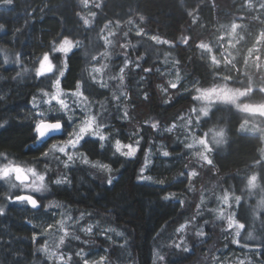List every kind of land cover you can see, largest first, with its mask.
<instances>
[{
	"label": "clouds",
	"instance_id": "clouds-1",
	"mask_svg": "<svg viewBox=\"0 0 264 264\" xmlns=\"http://www.w3.org/2000/svg\"><path fill=\"white\" fill-rule=\"evenodd\" d=\"M21 3L0 21V264H264V0H241L219 52L195 40L206 80L175 51L192 36L141 10ZM239 136L252 152L225 169Z\"/></svg>",
	"mask_w": 264,
	"mask_h": 264
},
{
	"label": "trees",
	"instance_id": "trees-1",
	"mask_svg": "<svg viewBox=\"0 0 264 264\" xmlns=\"http://www.w3.org/2000/svg\"><path fill=\"white\" fill-rule=\"evenodd\" d=\"M26 2V0H25ZM241 0H108L107 10L110 14L119 11L123 16L127 7H132L143 11L148 17L149 31L158 29L161 34H166L170 39H176L178 35L188 34L192 36V41L187 48L177 45L175 49L180 58L185 61V70L190 71L193 75H200L205 80L209 73L205 66L196 58V49L194 42L197 39L207 37L215 44V37L219 35V26L233 19L239 12L238 5ZM200 3L199 16L200 21L196 25H192L190 19L187 18L185 8L194 7ZM56 10L62 11L66 16H70V0H54ZM21 0H16L13 6H0V21L8 23L10 26L18 24L24 18L21 16L23 8ZM203 24L204 27L200 25ZM47 26L54 28L55 22L50 20ZM253 25V31L255 30ZM35 30V29H34ZM7 35V33L0 34ZM219 44H215L216 51L219 52ZM189 57L191 60L189 62ZM227 119L228 113H223ZM237 117L231 115L230 122L234 125ZM253 141L245 136L234 137L229 146L227 155L217 156L218 162L225 169H231L244 163L252 152ZM143 189H133L142 191ZM18 209V206H10ZM19 215V212L17 213ZM9 219V218H5ZM3 221H0L2 223ZM141 221L132 220L130 223L139 225ZM15 228H26V225H17L12 222ZM139 232V228H138Z\"/></svg>",
	"mask_w": 264,
	"mask_h": 264
},
{
	"label": "rangeland",
	"instance_id": "rangeland-1",
	"mask_svg": "<svg viewBox=\"0 0 264 264\" xmlns=\"http://www.w3.org/2000/svg\"><path fill=\"white\" fill-rule=\"evenodd\" d=\"M221 43H225L224 41H221ZM219 48V51H220V47H218Z\"/></svg>",
	"mask_w": 264,
	"mask_h": 264
}]
</instances>
